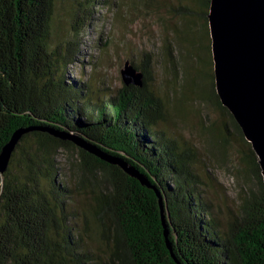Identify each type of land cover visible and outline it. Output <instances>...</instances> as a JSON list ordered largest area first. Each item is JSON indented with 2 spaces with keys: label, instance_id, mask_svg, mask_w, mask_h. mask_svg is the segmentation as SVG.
Masks as SVG:
<instances>
[{
  "label": "trees",
  "instance_id": "trees-1",
  "mask_svg": "<svg viewBox=\"0 0 264 264\" xmlns=\"http://www.w3.org/2000/svg\"><path fill=\"white\" fill-rule=\"evenodd\" d=\"M161 2L138 0L135 7L150 10ZM196 2L198 11L167 5L168 14L161 17L170 30L168 16L184 11L194 17L192 26L179 29V46L164 39V64L173 80L167 95L157 81L156 55L144 48L130 59L143 72V85L124 83L115 94L100 95L92 83H68L61 73L62 65L73 63L68 60L73 47L69 40L52 43L57 0H0V153L17 129H31L18 142L0 184V264H264L263 169L217 92L212 0ZM80 4L75 32L83 24ZM184 37L202 64L198 76L183 60ZM202 78L210 80L215 105L247 147L241 152L242 173L256 181L225 214L207 199L198 148L181 142L169 126L166 98ZM44 127L78 134L138 168L164 196L168 235L155 189ZM61 150L77 154L69 157L75 169L70 177H64L58 160ZM78 193L89 197L91 218Z\"/></svg>",
  "mask_w": 264,
  "mask_h": 264
},
{
  "label": "rangeland",
  "instance_id": "rangeland-1",
  "mask_svg": "<svg viewBox=\"0 0 264 264\" xmlns=\"http://www.w3.org/2000/svg\"><path fill=\"white\" fill-rule=\"evenodd\" d=\"M81 2L85 10H82L83 18H78V23L83 24L75 32L72 21L82 6ZM136 4L138 0L134 4L131 0H57L52 43L57 46L69 40L73 47L68 59L73 63L67 67L62 65L60 69L66 82L87 81L92 83L95 90L99 89L100 95L115 94L125 83L121 70L126 60L132 59V55L138 53L136 50L144 48L154 51L156 55V76L163 95L170 92L173 80L164 64V39H173L174 44L178 42L179 46V29L192 26L194 17H187L184 11L168 16L167 23L176 28L170 30V26L161 23V17L167 16L168 13L164 14L167 5L174 9L182 4L162 0L150 10L143 7L138 9ZM183 4L193 11L199 9L196 0H187ZM184 5L179 6L181 10ZM199 25L200 22L193 24L196 28ZM183 41L186 44L183 60L198 76L202 64L196 63L191 39L184 37ZM212 92L210 80L202 78L186 82L184 88L166 99L171 115L169 126L181 142L194 144L198 148L201 156L199 168L207 180L204 184L207 199L211 200L216 210L225 214L238 204L244 192L256 187V181L251 173L244 175L241 171V152L247 147L236 134L228 115L215 105ZM70 156L76 158L77 154L66 150L58 154L64 177H70L75 170L71 168ZM77 197L91 218L89 197L83 193H78ZM90 235L97 240L93 233Z\"/></svg>",
  "mask_w": 264,
  "mask_h": 264
},
{
  "label": "water",
  "instance_id": "water-1",
  "mask_svg": "<svg viewBox=\"0 0 264 264\" xmlns=\"http://www.w3.org/2000/svg\"><path fill=\"white\" fill-rule=\"evenodd\" d=\"M209 19L217 92L242 127L246 138L252 142L264 175V0H212ZM121 73L126 84L143 85V72L129 59ZM44 129L61 138L71 139L77 146L119 165L142 184L155 189L165 234L168 235L164 196L138 168L78 134L54 127ZM29 130L27 127L17 129L3 146L0 184L18 142ZM167 242L172 249L171 242L168 239Z\"/></svg>",
  "mask_w": 264,
  "mask_h": 264
}]
</instances>
